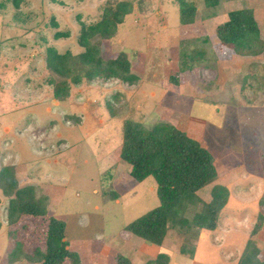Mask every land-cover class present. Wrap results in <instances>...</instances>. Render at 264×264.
Here are the masks:
<instances>
[{"label": "rangeland", "instance_id": "1", "mask_svg": "<svg viewBox=\"0 0 264 264\" xmlns=\"http://www.w3.org/2000/svg\"><path fill=\"white\" fill-rule=\"evenodd\" d=\"M121 1L132 11L116 33L90 42L107 60L126 53L130 73L75 83L88 69L79 61L83 24ZM189 1L198 13L191 24L181 22L178 0H22L19 7L0 0V264H42L35 251L46 249L50 217L67 221L70 250L76 241L83 247L75 250L78 264H116L119 255L147 264L160 250L168 264H236L249 239L248 251L264 261V0ZM242 8L253 10L260 40L235 50L217 29ZM51 47L78 60L67 69L70 94L63 99L51 84L61 79L47 66ZM248 68L256 75L253 91L246 90ZM132 74L133 82L121 80ZM127 120L168 122L210 147L219 178L198 194L210 201L216 184L233 194L216 245H201L202 231L196 239L180 235L175 224L162 245L124 231L160 203L154 178L134 180L120 156ZM6 166L15 167V187L1 176ZM26 186L48 213L12 223L10 200ZM16 241L23 245L15 249ZM192 242L194 252L184 253Z\"/></svg>", "mask_w": 264, "mask_h": 264}, {"label": "trees", "instance_id": "2", "mask_svg": "<svg viewBox=\"0 0 264 264\" xmlns=\"http://www.w3.org/2000/svg\"><path fill=\"white\" fill-rule=\"evenodd\" d=\"M178 1L181 22L183 24L195 22L198 14L196 6L189 0ZM21 2L22 0H13L16 7H19ZM209 2L211 6H216L219 1L209 0ZM131 8L128 2L121 1L115 7L105 8L101 19L96 23L83 24L80 42L86 47V51L80 55L79 61L87 64L88 69L82 77L73 80L75 83L79 84L83 78L88 81L100 77L120 80L119 71L130 73L131 63L126 53H121L116 59L107 60L90 40L97 34L103 37L113 36L118 25L124 22L125 16L131 13ZM217 34L221 42L232 46L235 50L251 47L254 42L260 40L258 23L253 10L248 8L229 12V18L218 26ZM63 35L57 32L55 37L59 38ZM47 57L50 71L61 77V79L51 78L54 96L63 99L70 94L67 69L73 64L76 65L78 60L71 52L62 54L53 47L49 48ZM135 78L136 76L132 74L121 80L131 83ZM120 156L131 165V175L134 180L143 182L149 177L154 178L160 201L158 206L127 223L124 227L125 232L142 237L150 243L162 245L170 224L180 226L182 228L180 235L193 239L198 238L202 230L214 232L220 228L223 210L233 194L230 187L223 184H216L213 187L210 201L203 200L198 194L200 190L219 178L213 153L200 141L168 122L146 124L127 120L123 127ZM2 171L1 176L11 180L14 187L17 186L15 167L6 166ZM8 190L6 189L5 192ZM14 193L9 205L12 223L17 222L22 215L35 217L47 215V207L41 204L43 199L36 198L32 186L17 187ZM259 227L260 225H257V228ZM66 229V220L50 217L46 233V249L37 247L35 251L41 256L42 264H62L67 259H71L75 264L80 262L78 252L68 247ZM250 240L246 242L236 264H264L263 260L257 259L256 250L248 251L253 244L249 243ZM18 245L21 247L23 244L16 241L15 249ZM193 250V242L190 249L186 244L183 245L184 253H193ZM14 252H11V256ZM168 257L167 253L161 252L157 260L149 261L147 264H168ZM116 264H132V262L128 257L119 255Z\"/></svg>", "mask_w": 264, "mask_h": 264}, {"label": "crops", "instance_id": "3", "mask_svg": "<svg viewBox=\"0 0 264 264\" xmlns=\"http://www.w3.org/2000/svg\"><path fill=\"white\" fill-rule=\"evenodd\" d=\"M263 76V75H262ZM244 78H245V80L246 81H248V82H255L256 81V75L251 71V69L250 68H248V72L246 73V75H244ZM262 80H263V78H262ZM252 84V83H251ZM249 84V86L247 87V89L246 90H249V91H251V89H252V91H253V88H252V86L253 85H255V84ZM246 91H244V92H242V93H245ZM242 143H243V139H242ZM205 146V145H204ZM206 147H208V148H210L209 146H206ZM67 222V221H66ZM217 231H214V232H211V231H205V230H202V232L201 233H203V235H205L203 238H201V245H203V244H208L209 242H211V239L213 240V245H216V242H217V236L216 235H214L215 233H216ZM128 233H130V232H128ZM212 233V234H211ZM87 239V238H86ZM75 250H77V251H82L83 250V247L81 246V245H79V243L76 241L75 242ZM221 247V245H219V247L217 248V249H221L220 248ZM231 249H235V252L232 254V256H231V260H232V262H234L233 261V257L234 256H236L237 255V246H232V248ZM74 250V251H75ZM76 251V252H77ZM161 252H164V253H167L166 251H163V250H160V251H158V255L161 253ZM230 253L228 252V254L227 255H229ZM126 255V254H125ZM126 256H128V255H126ZM230 256V255H229ZM95 258H97V257H95ZM155 260H157V259H155ZM155 260H150V261H155ZM149 262V261H148ZM147 262V263H148ZM170 264V263H169Z\"/></svg>", "mask_w": 264, "mask_h": 264}]
</instances>
